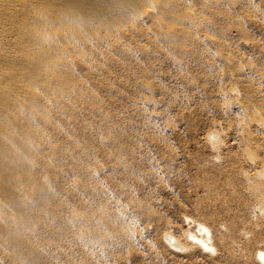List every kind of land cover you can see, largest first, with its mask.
I'll return each mask as SVG.
<instances>
[{
  "label": "bare ground",
  "instance_id": "bare-ground-1",
  "mask_svg": "<svg viewBox=\"0 0 264 264\" xmlns=\"http://www.w3.org/2000/svg\"><path fill=\"white\" fill-rule=\"evenodd\" d=\"M248 1H243L246 4L245 15L239 16L236 13L232 16L234 27L244 34L245 23L248 21L244 16L264 25L263 8L253 3V0ZM221 3L222 0H0V264H29L43 253V249L30 239L39 226L45 224L44 219L35 218L52 213L50 217L53 221L60 219L51 205L58 198V183L63 177L69 178L68 184L72 190H86L108 197L109 190L102 185H87L73 175L76 172H86L88 168L87 174L95 179L99 171L108 169L96 159L85 164L78 161L79 154L86 153L87 150L84 147L86 145L81 146L79 143L75 126L78 123L81 127H93L87 119L80 123L79 116L82 113L100 115V123L108 124L111 117L106 111L101 90L107 88L115 91L116 87L111 79L118 75L113 73V69H130L131 61H138L142 56L163 55L181 64L190 58L199 59L205 53L209 57V65L218 64L216 68L220 72L216 79L220 78L224 83L216 91L217 100L213 105L229 119L230 129L226 133H230L232 137V147H237L236 150L229 148L223 152L224 162L227 163L229 173H232L228 178L229 183L232 182L233 185L236 181L238 187L231 185L234 193L241 192L239 199L241 195L249 194L253 205L258 208L257 213L264 215V59L246 57L230 49L227 38L230 25L218 26L214 18L221 12H218ZM209 11L213 12L211 17L206 14ZM250 42L254 51L256 48L257 52L264 55V44L261 41L252 39ZM181 72L188 81L193 80L192 74L189 75L185 68ZM130 80L132 81L131 78ZM154 81L144 78L140 83L146 92L144 104L153 106L143 107L144 109L140 107L148 122L158 116L164 117V111L166 112L163 106V109L159 108L163 103L162 97L156 96L165 91V86H162L163 83L159 85L160 81ZM164 118V124L171 125L173 118ZM219 120L209 122L211 127L205 133L206 139L203 138L214 149L221 145V151L223 137L219 127L223 121ZM164 129L166 130L165 127ZM104 131L107 135L101 136L102 143L116 141L109 137L108 126ZM165 143L168 158L174 160V147L166 141ZM107 157L112 161L110 168L113 170L128 171L131 168L125 156L108 152ZM68 159L72 160L69 166ZM150 174L162 178L159 169H152ZM110 197L111 201L101 204L97 210L71 204L66 216H63L67 227H85L74 232V235L83 243L91 244V247L88 246L91 264H111L107 259L108 246H129L136 241L137 236H141L142 226L138 223L137 216L129 215L119 204L116 195L111 194ZM231 198L233 200L235 197ZM244 203L246 204L245 201ZM224 208L227 209L223 206ZM202 221L199 225L212 231L213 228L210 227L213 224L207 226L212 221H205L207 225ZM171 226L175 227L177 233L169 231ZM166 228L163 231L165 235H162L174 237L177 247L184 250L189 245L192 246L185 243L189 236L194 235L190 230L170 221ZM54 234L60 235V231H54ZM200 235L197 237L198 243L200 241L199 244L213 249L215 244L212 236L209 237L210 240L207 239L208 236ZM247 256L246 260L251 257L264 264L262 250L256 251L254 255L249 252ZM82 264L87 263L84 261Z\"/></svg>",
  "mask_w": 264,
  "mask_h": 264
},
{
  "label": "rangeland",
  "instance_id": "rangeland-1",
  "mask_svg": "<svg viewBox=\"0 0 264 264\" xmlns=\"http://www.w3.org/2000/svg\"><path fill=\"white\" fill-rule=\"evenodd\" d=\"M243 1L246 2L248 0H222L218 10V12L221 11V14L217 13V16L214 17L215 23L218 26L230 25L232 30L230 29L229 35H227L229 36L227 38L228 42L230 43V49L246 57L248 56L250 58H257L261 60L264 59V55L260 52H257L256 48L254 51V47L250 41L252 39L255 41L258 40L259 42L261 41V44H264V25L258 23L257 21L249 20L250 17L246 16L244 17L248 21L246 22L247 24L245 23V34L239 32L233 25V15H236V13L239 16L246 14V4H244L245 2ZM252 2L256 3L257 6H261V8H263L262 10L264 11V0H253ZM206 14L207 16L211 17L210 15L213 14V12L209 11L206 12ZM237 44L239 48L237 47ZM243 52L247 53V55ZM140 58L142 59H139L140 61H131L129 64L130 69H113V73L118 75L117 77H113L111 79L116 87L115 91L112 92L107 88L101 90L102 97L105 100L106 111L111 117V120L108 122V124L104 125L100 123V115L82 113V115L79 116L80 123L87 119L88 121H91L93 127H81V124L78 123L75 126L79 143L81 146L86 145L84 147L87 150L86 153L82 152L79 154V157L77 158L78 161H81L85 164L88 161L96 159L98 163H103L108 167V169H102L99 171L95 179L89 177L87 174L88 168L86 172H76L73 173V175L75 177L78 176V178L87 185H102L107 189V191L109 190V198L107 196H99L98 194L92 192H86V190H72L68 184L69 178L63 177L58 183V198L51 205V208L56 209L57 215H60V219L53 221V219L50 217V215H53L52 213L39 215L35 218L36 220L38 218H42V220L44 219L45 224L39 226L36 234L31 236L30 239L32 240L33 244L43 249V253L37 256V258L35 257L33 260H31L29 264H82L84 261L87 264H91L89 263L90 255L88 253V246L91 247V244H88L87 242L83 243L81 240H78L77 237L75 238L74 235V232L76 233L81 231L85 227L76 226L74 229L67 227V224H64L63 216H66L71 204L74 206L88 207L93 210H97L101 204L111 201V194L116 195L119 204L130 213L129 215H133V217L137 216V221L140 226H142V232L140 234L141 236H137L136 241H134L129 246H122V248L111 244L106 248L108 254L107 259L109 262L111 261V264H263L261 260H255L251 257V259L248 258V260H246L249 252L254 255L256 251L262 250V254L264 256V215L258 214V208L253 205V199L251 196L249 197V194L248 196L247 194H243L239 199L241 192H236V194L234 193L235 190L232 188V186L238 187L236 181L233 183V185L232 182L229 183L232 173H229L230 171H228L227 163L224 162L225 154L223 152L229 148L236 150L237 147L235 146L236 149L232 147L230 144L232 137H230V133H226L228 132L227 130L230 129L229 119H227V116L219 112L213 105L214 101L217 100L216 91L224 83V81L220 78L219 80L216 79L218 78L217 75L220 72L218 70L219 68H216L218 64L209 65L207 61L209 57H207L205 53L201 54L199 59L190 58L187 59V62L184 61L181 64H178L177 62L172 61L163 55L142 56ZM147 58H149V60ZM198 60L200 62H198ZM140 63H142V65ZM182 68H185L187 72H189V75L192 74L191 76L194 81H188V79L185 78L186 76L181 72ZM131 73H133V75ZM134 75L136 78L133 77ZM141 76L143 79L150 78L152 81L155 80L154 82L156 83L160 81L161 83H159V85H162L163 83L162 86H165V91L162 93H157L156 96L162 97L163 99V103L160 104L159 108L163 109V106V110H166L167 113L164 111V117L174 119H172V123H170L171 125L167 126L164 124V117H155L153 118L154 120L152 119L150 121V123L148 122L149 120L144 116L145 114L142 110L144 109L143 107L153 108V106L149 103L144 104L146 103L144 98V94L146 92L140 85L141 81L143 80ZM129 77L132 79V81ZM125 88L127 92L125 91ZM195 88L197 89L196 91ZM172 90L173 92H171ZM172 98L173 100H171ZM217 119H220L219 121H223L219 127L221 128V136L224 138H222L223 142L221 151V145L218 149H214L212 144L210 145L208 141L205 140V133L207 129L211 127L209 122ZM161 120L163 121L161 122ZM224 122L228 124H225ZM106 126L109 128V137L116 140L110 144L102 143L100 140L102 135H107L104 131ZM262 135H264L263 130ZM165 141L172 144V148L174 147L173 150L176 154L174 160H171V158H168L167 156L169 153L166 150ZM218 151L222 156H219ZM108 152H114L116 155L125 156L128 159L131 168L128 171L111 169L110 165L112 161L108 160ZM71 159H68L69 163L67 166L72 164V162H70L72 161ZM152 169H159L162 178L159 179L158 177H154L152 174H150ZM228 173L229 175L226 176ZM207 183H209V185H206ZM218 190L219 192L217 193ZM228 190H230L231 193ZM209 194L212 196L209 197ZM230 196L235 198L232 200ZM244 196H247L248 198H242ZM249 198H251V200H249ZM242 199L246 202V204ZM239 201H241V203ZM236 202L239 203L236 204ZM242 202L244 204H242ZM237 205L239 207H237ZM250 205L254 206L255 209ZM223 206L227 209H223ZM139 210L142 211L139 212ZM200 213L203 215V217L202 215H199ZM203 218L207 219L204 220ZM208 219V222L211 223L212 221V223L209 225H207L205 222ZM169 221L173 224H181L184 228H187L192 234H194L189 236L190 240L188 238L185 240L186 245L192 244V246L189 245V247L182 250L180 247L175 245L174 237H164V230H167L166 224L167 222L169 223ZM201 221L209 227L213 224V227H210L213 228L212 231L208 228L207 231L205 227H202L203 225H199V222L201 223ZM54 231H60V235L56 236ZM114 231H116V229ZM169 231L172 233H177L175 227L173 226L169 228ZM195 234H197V237L199 235L205 237L208 236L207 239L210 240L211 238L209 237L212 236V241L215 244L213 249H211L212 247L208 249V247H205L203 244H199L201 242L199 241L198 243L199 239L197 240Z\"/></svg>",
  "mask_w": 264,
  "mask_h": 264
}]
</instances>
